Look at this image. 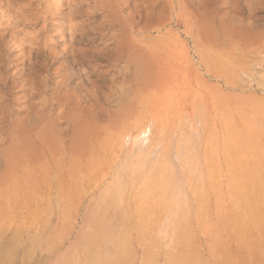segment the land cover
Wrapping results in <instances>:
<instances>
[{
    "label": "rangeland",
    "instance_id": "374dc122",
    "mask_svg": "<svg viewBox=\"0 0 264 264\" xmlns=\"http://www.w3.org/2000/svg\"><path fill=\"white\" fill-rule=\"evenodd\" d=\"M204 9L258 30L252 48L227 41L224 50H214L231 83L225 88L228 148L185 151L177 147L175 133L163 159L164 133L150 124L141 143L151 148L145 216L137 211L143 200L110 196L113 179L106 183V197L97 196L102 185L94 196L68 201L72 211L66 216L49 210L55 201L38 200L39 211L14 213L10 227L1 229L0 264H116L120 254L122 264H173L176 255L183 264H237L241 257L248 259L245 264H264V62H255L264 58L255 50L264 46V0H0V149L17 125L27 127L40 115L48 122L65 102L78 106L79 123L110 135L114 124L125 121L120 107L128 102L120 90L128 79L120 39L143 43L158 67L162 46L175 45L185 79V61L195 63V46L171 18L179 11L194 21L197 40ZM186 134L179 131L180 143ZM53 135L63 146L70 143L56 129ZM106 157L102 151L100 160ZM239 216L246 229L240 247L234 239Z\"/></svg>",
    "mask_w": 264,
    "mask_h": 264
},
{
    "label": "bare ground",
    "instance_id": "6f19581e",
    "mask_svg": "<svg viewBox=\"0 0 264 264\" xmlns=\"http://www.w3.org/2000/svg\"><path fill=\"white\" fill-rule=\"evenodd\" d=\"M204 10L197 21V40L192 35L194 21L182 18L179 11L171 18L173 24L184 27L185 35L193 38L195 46V63L191 61L193 58L185 61L189 65L185 79L179 76L181 64L179 49L175 45L167 43L162 46L158 67L143 43L136 46L129 39H120L121 55L128 59L123 71V77L128 79L120 90L128 102L120 107L125 121L120 127L114 124L110 135H103V130H94L91 125L79 123L82 114L78 106L66 102L57 104L54 117L48 122L40 115L27 127L16 126L17 132L0 149V231L10 227L8 221L12 214L29 215L39 211L35 204L38 200L55 201L56 205L50 206L49 210L66 216L72 211L68 201H82L96 195L98 188L105 186L110 179H113V188L116 189L110 196L119 200L124 196L143 200L144 205L137 211L145 216L151 188V148L141 143L150 124L159 125L164 133L163 155L173 143L175 133L177 147L185 151L228 148L229 128L225 125L230 99L225 88L231 83L223 58L215 56L214 50H224L227 41L239 47H251L258 30H253L251 24L246 25L240 19L227 17L221 11ZM164 24L165 21L161 22L159 28ZM135 47L137 51H134ZM255 50L257 56L264 55V46ZM255 62L263 63L264 58L257 57ZM130 79L134 85H130ZM212 80L220 85L211 84ZM53 129L70 137V143L66 146L59 144ZM179 131L187 133L183 143L179 141ZM218 134L219 141L216 139ZM90 140L92 149L88 150ZM255 142L251 140L249 144L255 145ZM102 151L107 157L101 161ZM136 151L139 152L138 158L133 162L130 157ZM163 159H166L165 155ZM130 165L131 171L125 174V167ZM130 182L132 186L129 188ZM107 188L108 185L97 196L106 197L109 194ZM237 222L238 238L234 239L240 247L241 235L246 233V229L240 226V223L243 225L240 216ZM177 238L179 246V236ZM114 258L116 264H122L121 254ZM174 259L173 264H183L179 255ZM247 260L241 257L237 264H245Z\"/></svg>",
    "mask_w": 264,
    "mask_h": 264
}]
</instances>
